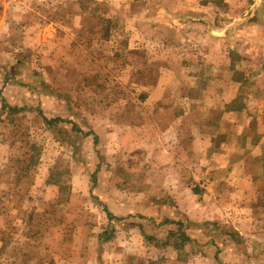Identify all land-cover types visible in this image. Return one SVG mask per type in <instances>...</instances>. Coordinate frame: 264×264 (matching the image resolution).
I'll return each mask as SVG.
<instances>
[{
    "label": "rangeland",
    "instance_id": "rangeland-1",
    "mask_svg": "<svg viewBox=\"0 0 264 264\" xmlns=\"http://www.w3.org/2000/svg\"><path fill=\"white\" fill-rule=\"evenodd\" d=\"M263 68L264 0H0V264H264Z\"/></svg>",
    "mask_w": 264,
    "mask_h": 264
},
{
    "label": "crops",
    "instance_id": "crops-1",
    "mask_svg": "<svg viewBox=\"0 0 264 264\" xmlns=\"http://www.w3.org/2000/svg\"><path fill=\"white\" fill-rule=\"evenodd\" d=\"M262 68V67H261ZM263 72H264V68L261 69ZM264 74L261 73V76H263ZM236 86H239L240 88L245 84L244 82H236ZM263 91L261 92H264V88L262 89ZM239 91V90H238ZM239 97V96H238ZM237 98V97H236ZM240 102H241V99H239ZM245 102H249L248 100H245ZM249 107L246 106V107H243L241 108V112L240 114L242 115L243 113H247V109ZM250 110V109H248ZM239 113V111L237 112ZM251 119V118H250ZM252 121H249L248 122V125H247V129H243L241 128V134L240 132L238 131L237 133V136H238V140H243L244 141L245 137L247 138L246 139V142L248 143V141L250 142H253L252 145H249L247 143H245V146H244V143H240L237 144L235 143V145H232V147L230 148L228 143H223V144H219L218 146H216V150L218 151V153H225V152H228L230 153V151H239L240 153H244V152H251V153H262V157L258 160L259 163L261 162V164H259L262 168H264V124H262V120H264V115H258V117L255 119H251ZM240 128V127H239ZM223 134H227V136L229 137V134L228 133H223ZM204 135V134H203ZM250 135H252V137L248 138ZM248 136V137H247ZM203 138H205V140L208 142V147L207 149H210L212 146H213V142H214V137L213 136H209L207 137V135H204L202 136ZM201 137V139H202ZM226 141H228L226 139ZM221 156H224L223 154H220ZM226 160V159H224ZM230 159H228L227 163L228 165L230 164ZM243 163V162H242ZM243 165V164H242ZM241 178L239 179L240 181V187L241 188H245L247 191H250V195L255 197V200H257V197H259V192L257 194V191L259 189V180L254 176V174H250V176L248 175H242L240 176ZM262 184H264V179H262L261 181ZM245 184L247 185V187L245 186ZM257 184V185H256ZM242 191V189H241Z\"/></svg>",
    "mask_w": 264,
    "mask_h": 264
},
{
    "label": "trees",
    "instance_id": "trees-1",
    "mask_svg": "<svg viewBox=\"0 0 264 264\" xmlns=\"http://www.w3.org/2000/svg\"><path fill=\"white\" fill-rule=\"evenodd\" d=\"M12 110L15 111V110H17V109H16V108H13ZM45 121H46L47 124H53V123H56L58 120L49 121V120L45 119ZM107 213H108V216H109L110 218H113V215L111 214L110 211H107Z\"/></svg>",
    "mask_w": 264,
    "mask_h": 264
}]
</instances>
